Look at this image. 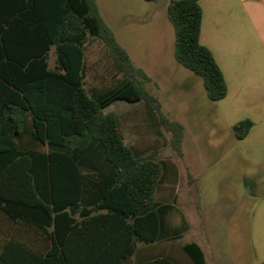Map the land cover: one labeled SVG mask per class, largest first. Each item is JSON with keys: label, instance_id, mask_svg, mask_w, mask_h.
I'll return each instance as SVG.
<instances>
[{"label": "trees", "instance_id": "obj_1", "mask_svg": "<svg viewBox=\"0 0 264 264\" xmlns=\"http://www.w3.org/2000/svg\"><path fill=\"white\" fill-rule=\"evenodd\" d=\"M167 16L175 60L201 78L209 100L225 98L223 73L200 42V0H170ZM95 41L119 79L92 92L84 47ZM150 81L95 0H0V216L9 223L0 232V264H125L139 243L180 238L184 224L172 226V206L155 200L164 162L137 155L124 142L120 116L105 111L115 101L143 102L182 157L184 127L163 114ZM252 125L237 122L235 137L245 138ZM182 250L206 264L198 244Z\"/></svg>", "mask_w": 264, "mask_h": 264}, {"label": "rangeland", "instance_id": "obj_2", "mask_svg": "<svg viewBox=\"0 0 264 264\" xmlns=\"http://www.w3.org/2000/svg\"><path fill=\"white\" fill-rule=\"evenodd\" d=\"M95 1L117 42L150 78L147 89L163 114L184 127L179 157L143 102L115 101L105 109L120 116L124 142L137 155L155 153L164 162L155 200L172 206V226H185L177 240L139 245L138 252L170 253L190 264L182 245L194 242L207 264L264 263V0H200V42L227 85L226 97L215 102L201 78L174 58L170 0ZM84 49L85 86L113 87L119 75L104 45L88 42ZM244 119L253 125L239 140L233 126ZM8 227L0 216V232Z\"/></svg>", "mask_w": 264, "mask_h": 264}, {"label": "crops", "instance_id": "obj_3", "mask_svg": "<svg viewBox=\"0 0 264 264\" xmlns=\"http://www.w3.org/2000/svg\"><path fill=\"white\" fill-rule=\"evenodd\" d=\"M139 245L145 246L142 243L137 244V250L132 255H130V257L128 258V260L126 261L125 264H142V263L147 262V261H152L154 259L164 258V257L173 260L176 264H180L179 260L170 253H165V254H163V253L147 254V253H141V252L139 253L138 252ZM204 258H205V256H204ZM205 262H206V259H205ZM190 264H193V263L191 262ZM206 264H207V262H206Z\"/></svg>", "mask_w": 264, "mask_h": 264}]
</instances>
